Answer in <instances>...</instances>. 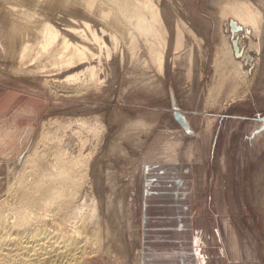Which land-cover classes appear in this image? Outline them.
Wrapping results in <instances>:
<instances>
[{
  "label": "rangeland",
  "instance_id": "obj_1",
  "mask_svg": "<svg viewBox=\"0 0 264 264\" xmlns=\"http://www.w3.org/2000/svg\"><path fill=\"white\" fill-rule=\"evenodd\" d=\"M218 1L159 0L176 8L200 38L195 41L193 36L187 35L190 43L186 42L185 49L179 51L185 53L183 65L178 66L173 56L176 52L169 51L162 78L154 68H148L147 76V72H140L142 67L136 68L130 62L119 67L109 87L106 83L87 94L57 96L42 89L39 83L31 85L14 77L7 72V63L3 65L0 56V132L9 133L4 152L0 153V194L5 195L7 185L14 183L13 175L22 163L18 152H26L28 144L42 134L63 133L67 137L66 134L76 128L81 135L88 134V141L95 142H87L89 145L84 147L88 148H83V153L93 152L88 154L87 166L91 167L85 169L88 171L85 176L98 204L101 230H98L99 244H95L97 251L91 253L87 264H138L143 163L169 159L164 151L166 148L175 150L178 145V159L190 162L195 158L191 160L194 168L188 173V194L194 193L195 200L190 199L188 206L192 209L193 221L206 232L209 248L204 249V253L209 264H264V128L254 132L260 124L254 117L264 115V36L255 67L253 49L247 53L252 56L250 59L243 58L251 76H248L247 88L244 81L236 90L230 87L237 80L230 77L233 73L227 62L216 76L219 81L215 80L217 46L222 37L232 38L230 18L221 16ZM253 1L261 6L264 18V0ZM187 47L191 48L188 54ZM186 54H191L189 62L185 60ZM225 70L228 76H224ZM143 77L152 79H147L148 87L141 84ZM155 79L157 84L162 81L159 87L153 85ZM229 80L231 85L226 84ZM213 81H217L215 86H212ZM103 85H106L104 89H109L104 90ZM43 99L47 100L45 105ZM33 105L37 109L35 115ZM174 110L183 111L190 118L191 128L201 129L198 136L192 137L190 132L185 134L181 130L173 118ZM134 121L143 122L134 125ZM28 126L33 129L19 151ZM91 144L96 147H90ZM190 144L196 146L195 156ZM185 147L190 150L188 154L183 151ZM8 151L10 155L5 156ZM102 233V237H107L105 240L101 238Z\"/></svg>",
  "mask_w": 264,
  "mask_h": 264
},
{
  "label": "bare ground",
  "instance_id": "obj_2",
  "mask_svg": "<svg viewBox=\"0 0 264 264\" xmlns=\"http://www.w3.org/2000/svg\"><path fill=\"white\" fill-rule=\"evenodd\" d=\"M217 3L222 17L241 26L233 34L241 53L236 57L232 40L222 37L216 49L213 78L219 81L216 76L227 62L233 73L230 77L237 83L231 85L229 80L226 84L236 90L244 81L247 88L251 76L243 58L253 49L254 67L259 61L264 36L261 6L253 0ZM0 6V56L3 65L7 63V72L25 83H39L42 89L57 96H79L99 90L102 84L111 85L119 67L130 62L136 68L142 67L141 73L152 67L162 78L169 51L176 52L175 62L183 65L185 53L179 51L190 43L188 36L200 39L176 8L159 0H0ZM252 36L257 41L253 42ZM190 57L191 54L187 55L185 60ZM181 69L180 72L185 68ZM223 72L228 76L227 70ZM144 77L142 85L152 80ZM155 81L151 83L156 85L158 80ZM28 127L20 145L33 129ZM78 131L71 129L67 137L63 133L42 134L22 153L21 166L13 175L14 183L7 185L5 195L0 194V264H87L91 253L97 251L99 210L85 176L88 154L92 151L89 148L91 152L83 153L85 144L94 141H88V134L81 135ZM1 134L0 153H3L9 133ZM4 155H10V151ZM113 215L111 212L110 216Z\"/></svg>",
  "mask_w": 264,
  "mask_h": 264
},
{
  "label": "crops",
  "instance_id": "obj_3",
  "mask_svg": "<svg viewBox=\"0 0 264 264\" xmlns=\"http://www.w3.org/2000/svg\"><path fill=\"white\" fill-rule=\"evenodd\" d=\"M179 112L183 115L185 126L175 116L173 118L181 130L185 134L190 132L192 137L198 136L201 129L191 128L190 118L183 111ZM190 145L194 147L195 156L196 146ZM178 147L175 150L165 147L164 153L169 159L143 163L138 264H209L207 253H204V249L209 248L206 232L193 221L188 203L190 199L192 202L195 200L194 193L188 194V173L194 168L191 160L195 158L190 162L178 159ZM183 151L188 154L190 150L185 147Z\"/></svg>",
  "mask_w": 264,
  "mask_h": 264
},
{
  "label": "water",
  "instance_id": "obj_4",
  "mask_svg": "<svg viewBox=\"0 0 264 264\" xmlns=\"http://www.w3.org/2000/svg\"><path fill=\"white\" fill-rule=\"evenodd\" d=\"M229 24H230V30H231V37H233V34H234V32L236 31V30H239L240 28H241V26L239 25V24H237V22H235L233 19H229ZM232 39V45H233V48H234V52H235V54L236 55H238V50H237V43H236V38L235 37H233V38H231ZM252 56L250 55V54H246V57H245V59L246 60H248V59H250ZM44 100V99H43ZM46 102H47V100H44V102H43V104L45 105L46 104ZM33 107L35 108V105H33ZM36 109V108H35ZM32 113V112H31ZM37 113V109H36V112L35 113H33V115H35ZM173 113H174V116L179 120V122L182 124V125H184L185 126V122H184V120H183V118H182V114L179 112V111H177V110H174L173 111ZM32 115V114H31ZM25 143H26V141H25ZM25 145V144H24ZM24 145H20V148H19V151H22V149H23V146ZM20 152H18V155L19 156H21L22 155V153H23V151L19 154Z\"/></svg>",
  "mask_w": 264,
  "mask_h": 264
},
{
  "label": "flooded vegetation",
  "instance_id": "obj_5",
  "mask_svg": "<svg viewBox=\"0 0 264 264\" xmlns=\"http://www.w3.org/2000/svg\"><path fill=\"white\" fill-rule=\"evenodd\" d=\"M261 65V64H260ZM259 65V66H260ZM260 67H262V66H260ZM254 118H257V120H259L260 121V124H259V126L256 128V129H254V132L255 131H260L261 129H263L264 128V115H259V116H256V117H254Z\"/></svg>",
  "mask_w": 264,
  "mask_h": 264
}]
</instances>
